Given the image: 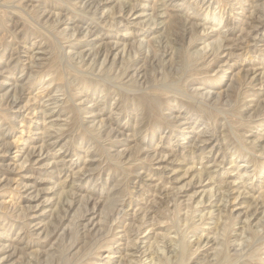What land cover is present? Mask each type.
<instances>
[{"label": "rangeland", "instance_id": "obj_1", "mask_svg": "<svg viewBox=\"0 0 264 264\" xmlns=\"http://www.w3.org/2000/svg\"><path fill=\"white\" fill-rule=\"evenodd\" d=\"M0 264H264V0H0Z\"/></svg>", "mask_w": 264, "mask_h": 264}, {"label": "bare ground", "instance_id": "obj_2", "mask_svg": "<svg viewBox=\"0 0 264 264\" xmlns=\"http://www.w3.org/2000/svg\"><path fill=\"white\" fill-rule=\"evenodd\" d=\"M217 236V235H216ZM174 244V243H173ZM177 244V243H176ZM180 247V249L179 250H181V251H183L184 250V244H181V246H179ZM167 250V249H166ZM177 257V256H176ZM176 259V258H175Z\"/></svg>", "mask_w": 264, "mask_h": 264}]
</instances>
